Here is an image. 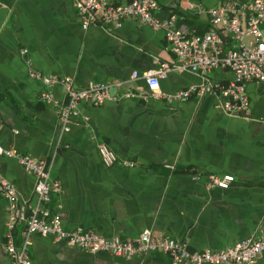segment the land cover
I'll return each mask as SVG.
<instances>
[{
    "label": "crops",
    "instance_id": "crops-1",
    "mask_svg": "<svg viewBox=\"0 0 264 264\" xmlns=\"http://www.w3.org/2000/svg\"><path fill=\"white\" fill-rule=\"evenodd\" d=\"M156 1L157 19L174 16L176 28L202 35L209 29L207 10L225 0ZM161 63H177L163 31L137 19H125L119 29L84 30L72 0H0V147L50 168L59 191L48 206L60 205L65 231L132 242L149 230L189 251H219L257 238L264 233V86L246 84L249 116L225 113L216 106L218 94L167 98L205 82L229 83L233 76L224 69L171 71L159 82L161 97L152 98L146 82L131 76ZM31 71L70 77L76 89L104 83L118 99L81 105L64 131L56 108L40 94L51 92L64 103L65 89L46 86ZM125 93L141 98H122ZM101 142L118 158L111 167L100 161ZM211 175L234 181L225 190L207 187ZM0 178L15 186L20 202L36 203L35 177L15 158L0 155ZM7 207L0 194V264H12L3 246ZM20 240L21 228L16 244ZM28 253L32 264H170L160 251L125 258L38 235ZM254 264H264V253Z\"/></svg>",
    "mask_w": 264,
    "mask_h": 264
},
{
    "label": "built area",
    "instance_id": "built-area-1",
    "mask_svg": "<svg viewBox=\"0 0 264 264\" xmlns=\"http://www.w3.org/2000/svg\"><path fill=\"white\" fill-rule=\"evenodd\" d=\"M78 22L82 29L89 27H122L125 19L133 18L154 30H162L170 51L177 63L159 64L153 71L142 74L133 72L131 78H141L146 82L148 96L160 98L159 82L174 70H188L193 73H208L216 69L230 72L233 79L227 84L205 82L187 90L167 96L169 99L185 100L191 95L202 97L215 95L220 98L216 106L229 115L249 116L250 101L245 91L247 83L264 86V0H225L220 5L207 10L209 29L202 35L189 34L175 26V17L159 20L154 13L159 9L156 0H72ZM32 78L46 86L60 84L66 92V102L61 103L51 92H42V102L56 108L60 127L67 131L71 118L80 115L79 107H98L107 100H117L109 95V86L91 83L84 89H76L70 77L42 76L30 72ZM130 99L136 96L125 93ZM143 98V97H142ZM145 98V97H144ZM143 98V99H144ZM101 163L113 166L118 158L105 143L96 146ZM0 155L15 158L24 170L35 177L33 194L36 203L20 202L15 186L0 178V194L7 202V218L4 225L3 246L12 264H32L28 249L31 237H50L54 241L90 253H108L131 258L135 255L160 251L170 257V264H254L264 253V233L255 239L242 240L219 251H189L182 242L169 237H156L149 230L143 231L135 241L105 238L90 230L81 228L65 231L62 227L60 205L52 210L48 204L52 193L59 191V184L50 177V168L41 160L18 155L13 150L0 147ZM131 167V162H122ZM199 180L198 175L192 177ZM207 187L227 189L234 181L233 176L211 175ZM21 228V240L15 238Z\"/></svg>",
    "mask_w": 264,
    "mask_h": 264
}]
</instances>
